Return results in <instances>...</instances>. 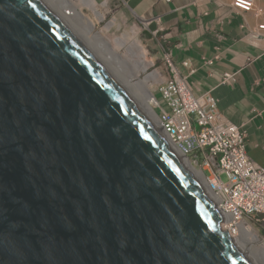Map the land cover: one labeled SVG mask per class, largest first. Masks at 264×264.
Here are the masks:
<instances>
[{
	"label": "water",
	"instance_id": "water-1",
	"mask_svg": "<svg viewBox=\"0 0 264 264\" xmlns=\"http://www.w3.org/2000/svg\"><path fill=\"white\" fill-rule=\"evenodd\" d=\"M48 0H0V264H255L163 130Z\"/></svg>",
	"mask_w": 264,
	"mask_h": 264
},
{
	"label": "crops",
	"instance_id": "crops-1",
	"mask_svg": "<svg viewBox=\"0 0 264 264\" xmlns=\"http://www.w3.org/2000/svg\"><path fill=\"white\" fill-rule=\"evenodd\" d=\"M121 2L151 30H159L152 37L162 51L163 46L172 49L174 65L192 92L215 97L225 119L245 129L250 157L264 166V36L252 35L262 16L238 11L232 0ZM227 73L233 77L224 81Z\"/></svg>",
	"mask_w": 264,
	"mask_h": 264
},
{
	"label": "built area",
	"instance_id": "built-area-1",
	"mask_svg": "<svg viewBox=\"0 0 264 264\" xmlns=\"http://www.w3.org/2000/svg\"><path fill=\"white\" fill-rule=\"evenodd\" d=\"M256 1L232 0V5L238 11L263 16L252 31V35L259 38L264 36V15H257ZM150 31L154 36L159 32L158 29ZM162 60L171 74L170 79H165L162 73L158 82L162 96L154 97L162 130L200 167L210 192L216 196V201L218 199L217 207L228 231L237 232L239 224L250 223L248 218L252 214H257L255 222L263 223L264 166L248 154L245 129L225 119L210 92L201 96L192 92L174 65L170 47L163 46ZM231 77L233 75L227 73L224 81ZM223 175L227 176L226 181Z\"/></svg>",
	"mask_w": 264,
	"mask_h": 264
},
{
	"label": "bare ground",
	"instance_id": "bare-ground-1",
	"mask_svg": "<svg viewBox=\"0 0 264 264\" xmlns=\"http://www.w3.org/2000/svg\"><path fill=\"white\" fill-rule=\"evenodd\" d=\"M48 1L53 4L61 18L78 29L92 52L115 74V76L132 95L131 97H133L137 101V103L143 109H145L146 113L156 122V124L162 130L163 128L161 117L156 111L157 99L154 98L155 95L150 89V80L156 79L157 74L155 72L149 74L147 73L145 77H142V74L147 72L149 66L147 65L148 63L145 57L146 54L140 51L141 49H139L138 43L136 41H129V59H125L123 58L121 53L112 48L110 42L107 41L102 33L96 31L94 20L91 17H88L82 11V9H80L79 6L72 0ZM82 1L85 5H89L93 9L95 15L99 20L104 18L99 9L92 5V0ZM256 2L257 15H264V0H257ZM167 137L173 144L178 155L183 160V163H185L187 167L198 177L203 190L217 206L218 199L216 201V196H214V194L210 192L206 180L207 178L205 177L201 169H198L192 163H190L191 161L189 159V156L185 155V153L181 151V149L172 141V139L168 135ZM221 225L222 229L227 231L232 238L238 237L240 239V241L247 248L255 264H264V244L259 234L255 232L254 229H252L253 227L250 223L241 225L239 224V226H237L236 228L237 232L231 230L228 231L225 223L223 222L221 223Z\"/></svg>",
	"mask_w": 264,
	"mask_h": 264
},
{
	"label": "rangeland",
	"instance_id": "rangeland-1",
	"mask_svg": "<svg viewBox=\"0 0 264 264\" xmlns=\"http://www.w3.org/2000/svg\"><path fill=\"white\" fill-rule=\"evenodd\" d=\"M79 6L80 9L95 22L96 31L103 34V36L110 42L113 49L121 53L123 58L129 59L128 44L136 41L139 45L140 51L143 52L147 59L148 70L142 74V77L147 73H156L157 78L150 80V89L155 97L161 98V93L158 92V82L162 78V73L165 66L162 60V50L156 37H152L150 33L151 26L146 27L144 22L136 17L135 14H131L127 8L124 7L121 0H92L91 3L94 7H97L103 14V19H98L93 9L89 5H85L82 0H72ZM133 39V40H132ZM156 111L159 114L158 108ZM190 163L200 169V167L193 161L192 157H189ZM223 179L226 181L228 178L223 175ZM257 214H252L248 218V221L252 225V229L257 232L264 244V222L259 224L255 222ZM263 238V239H262Z\"/></svg>",
	"mask_w": 264,
	"mask_h": 264
}]
</instances>
